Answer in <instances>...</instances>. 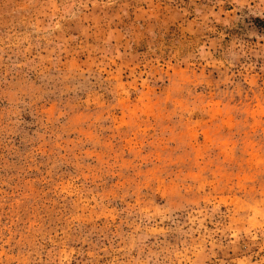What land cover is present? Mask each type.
I'll return each mask as SVG.
<instances>
[{
	"label": "rangeland",
	"instance_id": "1",
	"mask_svg": "<svg viewBox=\"0 0 264 264\" xmlns=\"http://www.w3.org/2000/svg\"><path fill=\"white\" fill-rule=\"evenodd\" d=\"M0 264H264V0H0Z\"/></svg>",
	"mask_w": 264,
	"mask_h": 264
}]
</instances>
